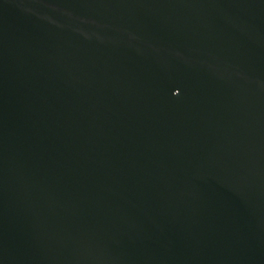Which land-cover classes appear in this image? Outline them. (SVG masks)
I'll return each instance as SVG.
<instances>
[{"label":"water","instance_id":"obj_1","mask_svg":"<svg viewBox=\"0 0 264 264\" xmlns=\"http://www.w3.org/2000/svg\"><path fill=\"white\" fill-rule=\"evenodd\" d=\"M0 264H264V0H0Z\"/></svg>","mask_w":264,"mask_h":264}]
</instances>
